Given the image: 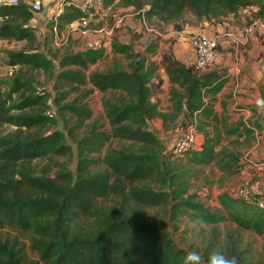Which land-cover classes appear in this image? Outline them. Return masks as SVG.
I'll return each instance as SVG.
<instances>
[{
  "label": "trees",
  "instance_id": "1",
  "mask_svg": "<svg viewBox=\"0 0 264 264\" xmlns=\"http://www.w3.org/2000/svg\"><path fill=\"white\" fill-rule=\"evenodd\" d=\"M102 7L132 9L143 29L156 20L180 31L187 10L199 21L254 7L259 8L257 16L264 17V0H102ZM54 17L48 24L52 37L61 36V30L65 32L88 16L76 5L65 4ZM33 19L34 12L22 0L0 5V40L24 41L28 47V51L9 53L7 65L40 72L50 83V90L37 91L31 79L16 77L7 91L0 90V127L16 129L14 134L0 135V230L8 228L32 235L30 249L42 264H182L186 251L168 232L140 223L133 213H128L129 203L161 208L172 221L181 216L192 222L202 217L206 221L203 226L230 221L239 230L264 238V211L226 193L218 196V207L213 211L196 194L189 193L187 178L194 167L215 165L231 177L242 166L237 151L225 147L217 150L220 133L216 125L211 138L205 132V127L217 124L218 119L203 100L223 87L222 74L199 73L193 65H185L171 54H164L159 63L151 61L157 54V38L141 32L132 33V44H121L111 37L110 51L114 56L122 55L128 61L126 67L113 59L108 70L90 72L92 65L105 58L106 46L102 42L75 53L37 50L36 30L29 26ZM134 46H141L142 51L136 52ZM159 67L168 82L176 86L169 90L170 118L183 116L182 126L196 123L197 132L204 135L199 150L184 154L186 165L163 161L161 141L148 129L149 121L167 117L151 102L164 85ZM95 91L109 94L102 99L108 131L98 130L97 121L86 123L92 117L86 100ZM74 92L79 96L71 99ZM188 99L190 104L184 110L183 103ZM50 110L52 117L46 114ZM187 119H192L189 125L185 123ZM240 128L246 136L251 134L240 122L224 135L242 136ZM44 129H49L45 135L18 134ZM67 139L76 144V174L58 173L52 178L50 164L56 166L55 158L71 153ZM115 140L137 145V150L133 146L108 147L102 158H96ZM41 160L48 164L37 176L33 163ZM97 163H102L104 169L93 173L90 168ZM112 196L119 200L115 202L117 208L103 209L98 205L99 200H110ZM85 222L92 223L84 227ZM221 250L237 257L238 264H249L236 256L228 233ZM208 256L207 250L201 254L202 264H206ZM0 264L35 263L24 258L15 241L0 237Z\"/></svg>",
  "mask_w": 264,
  "mask_h": 264
},
{
  "label": "rangeland",
  "instance_id": "2",
  "mask_svg": "<svg viewBox=\"0 0 264 264\" xmlns=\"http://www.w3.org/2000/svg\"><path fill=\"white\" fill-rule=\"evenodd\" d=\"M42 13L43 8L39 15ZM110 14L111 12L104 10L101 4L97 10H93L90 13L86 26H82L77 23L73 26H70L65 32L61 30L60 32L63 35L57 36V42L55 45L52 44V47L55 49V51L75 53L78 51H83L87 47H91L92 41H94L93 44L96 45L102 40H109L112 34H115V31H113L112 26L110 25L112 20L114 23L116 21V26H121L118 35L125 40L126 35L129 34V30L134 29L135 24H138L137 21L131 17V10H124L120 14L113 15L114 18H111ZM190 14H193L191 10L184 12V21L189 19L191 20ZM128 26H130V28ZM191 36L192 35L188 37ZM52 42L53 41L51 40L50 43ZM175 43L176 41L172 40L171 38H167L165 41L163 40L166 50H171ZM47 45L48 43L46 42V38L41 37V40L37 44V50L45 51ZM163 50L165 49L163 48ZM20 51H28V47L24 41L18 42L14 40H0V90L7 91L16 77L31 79V81L36 86L37 91H41L43 89L50 90L49 80L42 73L31 72L26 68H12L7 65L8 54ZM110 65L111 59L104 58L101 63L94 66L92 65L89 71L103 72L108 70ZM125 66H127V64ZM161 73L164 74L163 70L159 71V74ZM169 89L170 87L168 86L162 90H157L156 92L153 101H156L160 110L162 112H166L168 115L165 120L154 119L149 121L150 125L153 127L150 130L161 141L160 153L163 161L171 162L175 165H186L187 155L174 160H169V157L167 158L166 155L167 150L174 143V140H177L182 135L184 128L188 127L182 126L180 122L170 118V102L168 99ZM77 96H79V94L74 92L71 94L70 98L74 99ZM104 97H109V94L103 95L95 91L86 100V103L92 111L91 120L87 121L86 123L91 124L92 122L97 121V126L99 128L98 130L100 131L109 130L102 108V99ZM186 101L187 100H185L184 103ZM191 120L187 119L185 123H188ZM189 124L190 123L187 125ZM48 131L49 129H44L40 132L20 131L18 134L26 137L33 133L45 135ZM15 132L16 129L14 127L7 125L0 127V135L2 136L14 134ZM78 135H81V132H79ZM197 136L199 137L198 142H201V133L197 132ZM67 141L71 148V153L65 157L55 158V162L57 163L56 166L50 164V177L52 178L58 173L70 174L73 176L76 174L78 164L76 144L70 139H67ZM227 142L228 140L226 139V136L224 134L220 135L217 150H220L222 147L226 146L230 151H237V153H239L242 157V163L245 165L246 161L250 157V143L244 141L242 143L237 142L236 145H232V141L230 143ZM121 146H133V149L137 150V145L129 142H118L115 140L107 144L104 147L101 155H97L96 158H102L108 147L119 149ZM33 164L37 176H40L41 170L48 164V161L41 160L36 161ZM194 168L195 170H190L191 175H189L187 178L190 186L189 193L196 194L198 196V200L205 204L206 208H210L211 210L215 211L218 207V196L239 184V174L236 176L227 177L222 174L215 165ZM103 169L104 167L102 163H97L90 168L93 173L102 171ZM197 170H199V172H197ZM126 187H128L127 184ZM116 201L119 200L115 196H112L110 200H99L98 205H101L103 209L114 207L117 208L118 206H116ZM127 209L128 213H133L140 223L156 226L159 229L168 232L177 246L184 249L186 253L190 250H196L201 255L206 250L209 254L213 250H221L225 244V235L228 233L232 238V243L234 244L236 250V256H240L244 263L264 264V238L259 237L249 231L239 230L236 225L230 221L222 222L214 226H200L185 216H181L178 218V220L172 221L169 219L167 213H165V211L161 208H143L129 203L127 204ZM91 223L92 222H85L83 226H90ZM31 236L32 235L27 232H21L8 228L0 230V237L3 239H9L10 242L15 241L16 244L21 248L22 255L29 263L42 264L39 262V258L36 253L30 249ZM210 244H213V246L209 247Z\"/></svg>",
  "mask_w": 264,
  "mask_h": 264
},
{
  "label": "crops",
  "instance_id": "3",
  "mask_svg": "<svg viewBox=\"0 0 264 264\" xmlns=\"http://www.w3.org/2000/svg\"><path fill=\"white\" fill-rule=\"evenodd\" d=\"M22 1L25 3L29 2V0ZM40 1L42 4L43 13L40 15L39 13L34 14V19L29 23V26L36 30L38 43L41 40V37L46 38L48 45L45 49H52V52H54L55 49L52 47V44H56L55 39L57 36L52 37L50 31L48 30V24L50 23L53 13L56 12L60 6L63 10L65 4H74L78 7L82 0ZM99 7H97L96 10ZM103 9L110 11L111 18H114L113 15L120 14L122 11H126L130 8L123 10L114 8L113 11L112 7ZM130 10L132 12V9ZM258 10V7L241 9L236 14H227L219 19L201 21H199L196 16H194V14H190L191 20L189 19L184 21V26L181 27L180 31H176L171 24L165 25L162 22H157L156 20L143 29V24H141L140 21L134 19V13L132 12L131 17H133V19L137 21L138 24H135L134 29L129 30V34L126 35L125 40L118 35L121 26H116V21L114 23L113 20L110 24L112 29L116 30L115 34H112L111 37H115L116 40L121 44H132L131 36L134 32H141L144 34L149 33L155 36L158 41V49L157 54L151 58V61L156 63H159V60L164 54H171L181 63L185 65H192L194 61V55L188 36L201 35L216 40L217 48L213 64L207 72L216 71L222 74L224 84L216 95L213 97H206L203 100L204 103L210 104V108L218 119L217 124L211 123L210 127H205V132L208 133L209 138H211L214 132V125H216L217 131L220 133V135H223L224 132L228 130V128L236 127L240 122L244 123L245 127L250 129L251 134L246 136L243 134V128H240L238 133L242 134V136L225 135L226 139L228 140L227 143H230L231 141L232 145H236L237 142L242 143L244 141L250 143L249 158L256 162L264 160V29L261 27V24L264 23V17L261 18L257 16ZM128 27L130 28V26ZM247 27H251V32L248 34L245 33ZM112 38L99 42H102L106 46L105 58L111 59V65L113 63V59L121 60L120 63L126 67L125 65L128 63V61H125L122 55L114 56L110 51L109 46ZM167 38H171L172 40L176 41L171 50H166L165 45L163 44V40L165 41ZM51 40L53 41L52 43H50ZM93 42L94 41H92L91 47L87 48H94L96 45H99V43L94 45ZM134 47L136 52L142 51L141 46ZM163 48L165 50H163ZM58 52L60 54L65 53L61 51ZM160 70L162 71L163 68L159 67L158 73ZM159 76H161V78L164 80L163 88L168 86L170 88L176 87L172 86L168 82L165 73H161ZM155 95L152 97L151 102L157 105V110L159 113L168 115L166 112H162L160 110L156 101H153ZM259 99H262L263 101L262 108L257 106V101ZM169 105L170 115L171 103ZM195 117L196 114H194V118ZM222 119H224L225 122L222 123ZM183 120V116H180L177 119L178 122H182ZM151 128L153 127L148 122V129L150 130ZM201 135L202 141L198 142L199 137L197 136L193 150L200 149V146L204 141L203 133H201ZM225 148L228 149L226 146Z\"/></svg>",
  "mask_w": 264,
  "mask_h": 264
},
{
  "label": "built area",
  "instance_id": "4",
  "mask_svg": "<svg viewBox=\"0 0 264 264\" xmlns=\"http://www.w3.org/2000/svg\"><path fill=\"white\" fill-rule=\"evenodd\" d=\"M18 2L19 0H0V5L17 4ZM27 4L34 14L40 13L42 10L40 0H31ZM101 4L102 0H82L78 9L88 17L74 24L78 23L82 26H86L90 13L93 10H96ZM61 12L62 7L60 6L59 9L53 13L52 17L55 19L54 15H59ZM261 27L264 29V23L261 24ZM54 32L56 31L54 30ZM250 32L251 27H248L245 30V33L248 34ZM55 42H57V38L55 39ZM189 43L194 55V61L192 63L193 67L199 73L207 72L213 64L217 48L216 40L201 35H192L189 37ZM46 114L47 116L52 117L53 111L50 110ZM196 138V123H193L184 128L182 135L175 140L167 150L166 155L171 160L182 158L186 152L193 150ZM241 164L242 166L238 173L239 184L223 193L228 194L231 198L251 204L258 210L264 211V160L256 162L249 158L245 165L243 163Z\"/></svg>",
  "mask_w": 264,
  "mask_h": 264
},
{
  "label": "clouds",
  "instance_id": "5",
  "mask_svg": "<svg viewBox=\"0 0 264 264\" xmlns=\"http://www.w3.org/2000/svg\"><path fill=\"white\" fill-rule=\"evenodd\" d=\"M203 226L206 221L201 217L195 222ZM182 264H202V257L196 250H190L183 257ZM206 264H238V259L235 256L228 255L223 250H213L207 257Z\"/></svg>",
  "mask_w": 264,
  "mask_h": 264
},
{
  "label": "water",
  "instance_id": "6",
  "mask_svg": "<svg viewBox=\"0 0 264 264\" xmlns=\"http://www.w3.org/2000/svg\"><path fill=\"white\" fill-rule=\"evenodd\" d=\"M189 103H190V100L188 99L185 103H183V109L184 110H187L188 109V105H189ZM257 106L259 107V108H262L263 107V101H262V99H259L258 101H257Z\"/></svg>",
  "mask_w": 264,
  "mask_h": 264
}]
</instances>
